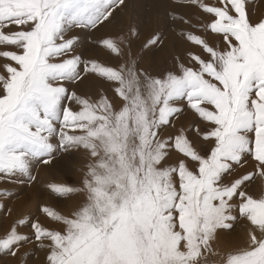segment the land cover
Segmentation results:
<instances>
[{"label":"snow or ice","instance_id":"snow-or-ice-1","mask_svg":"<svg viewBox=\"0 0 264 264\" xmlns=\"http://www.w3.org/2000/svg\"><path fill=\"white\" fill-rule=\"evenodd\" d=\"M253 4L160 0L183 46L150 70L161 31L109 30L128 0H0V264H264ZM56 167L49 199L14 216L16 189Z\"/></svg>","mask_w":264,"mask_h":264},{"label":"rangeland","instance_id":"rangeland-1","mask_svg":"<svg viewBox=\"0 0 264 264\" xmlns=\"http://www.w3.org/2000/svg\"><path fill=\"white\" fill-rule=\"evenodd\" d=\"M159 2L160 0H128V7L119 12L116 20L109 25V30L113 33L123 32L125 35L128 34L130 27L136 28L140 35L138 39L134 38L135 45L145 43L158 30L163 33V46H158L152 52L146 53L142 62V66L150 70L154 64L163 65L167 62L170 65L173 55L183 46L180 27L164 21L163 11L157 7ZM253 7L257 15L264 14V0H254ZM97 55L100 59H103V53ZM84 87L85 91H91L94 84L89 82ZM35 174L37 175V182L34 185L16 189L17 198H14L10 205L14 210V216L34 210L37 203L47 201L49 196L45 191V185L49 181L66 178L59 167L45 168ZM0 187H3V185H0ZM251 190L257 196L264 194V182L257 179ZM13 218L9 217L7 223H11ZM2 219L3 217L0 215V220ZM244 235V226L242 224L236 225L233 232L222 235L220 240L221 249H228L242 243Z\"/></svg>","mask_w":264,"mask_h":264}]
</instances>
